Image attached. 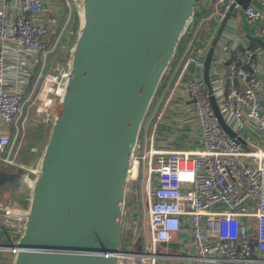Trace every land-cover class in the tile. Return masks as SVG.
<instances>
[{
  "label": "built area",
  "instance_id": "2783aa9c",
  "mask_svg": "<svg viewBox=\"0 0 264 264\" xmlns=\"http://www.w3.org/2000/svg\"><path fill=\"white\" fill-rule=\"evenodd\" d=\"M258 1L247 4L244 14L261 23L264 36V0ZM234 2L212 0L202 12L164 94L158 88L143 120L130 181L147 210V228L143 223L135 238L126 239L120 264L135 258L148 264H264V148L251 149L245 142V149L229 136L211 108L201 76L185 77L189 66L202 71L208 45ZM55 22L44 0H0V162L24 168L20 191L27 189V201L38 165L26 166L17 159L26 121L39 113L53 120L69 76V65L47 69V24ZM246 54L251 60L247 66L235 68L236 61L228 62L221 78L212 82L213 91L238 134L248 122L264 136L261 48H248ZM181 85L192 102L198 146L161 149L157 131ZM130 210L135 213L133 206ZM23 224L16 228L21 231ZM172 241L175 250L169 247ZM159 245L167 248L159 251Z\"/></svg>",
  "mask_w": 264,
  "mask_h": 264
},
{
  "label": "water",
  "instance_id": "95a60500",
  "mask_svg": "<svg viewBox=\"0 0 264 264\" xmlns=\"http://www.w3.org/2000/svg\"><path fill=\"white\" fill-rule=\"evenodd\" d=\"M80 22L62 105L38 167L28 207L2 209L24 218L13 264H120L130 170L143 120L198 0H75ZM212 0H205L203 11ZM252 0H235L204 56L203 90L224 131L211 67L230 16ZM263 50L264 39L247 36ZM235 62V68L241 65ZM14 174L0 170V184ZM129 239V238H126ZM140 249V246L137 247Z\"/></svg>",
  "mask_w": 264,
  "mask_h": 264
},
{
  "label": "crops",
  "instance_id": "0c3cea01",
  "mask_svg": "<svg viewBox=\"0 0 264 264\" xmlns=\"http://www.w3.org/2000/svg\"><path fill=\"white\" fill-rule=\"evenodd\" d=\"M44 2L48 9V15L56 18L55 23L47 24L48 33L53 26L57 27L63 22L67 24V28H69L71 39L75 40L80 22L77 2L75 0H44ZM204 3L205 0H200L197 5L200 12H204ZM250 3L258 5L259 1L252 0ZM9 10L14 12L16 8L15 6L10 5ZM72 13L74 16H72ZM205 32L206 31L204 30L202 34H205ZM248 35L259 36L264 39V36H261V23L259 21H250L245 16L244 9H240L237 14L230 16L228 28L223 32V36L216 48L210 72L212 82H216L221 78L225 71L226 59L230 58L231 54L235 55L234 61L241 60V64L249 63L251 61L246 54V50L251 48L250 45H253L254 43L256 44L255 48L260 46L255 41L249 39L247 37ZM261 58L264 64V53L262 48ZM195 74L200 75L202 78V71L193 66H189L185 77ZM167 80L168 77L166 81L164 80L160 84L158 90L159 95L164 94L168 82ZM262 80V95L264 97V70ZM185 94V87L184 85H181L177 90L176 96L171 100L165 118L158 128L157 146L161 149L195 148L198 146L199 131L193 117L192 102ZM241 136L251 149L257 147L264 148V136H262L251 123H246L245 128L241 132ZM0 228L8 230V227L5 225H0ZM9 231H12L16 235V238L21 233L19 232V234H17V229L13 228L9 229ZM15 237L10 235L9 243L16 240ZM13 259L14 253L8 246L0 247V264H13Z\"/></svg>",
  "mask_w": 264,
  "mask_h": 264
},
{
  "label": "rangeland",
  "instance_id": "374dc122",
  "mask_svg": "<svg viewBox=\"0 0 264 264\" xmlns=\"http://www.w3.org/2000/svg\"><path fill=\"white\" fill-rule=\"evenodd\" d=\"M48 34L50 49L46 54L47 69L67 67L70 63L71 44H73L74 41L71 39L67 24L62 22L57 27L53 26ZM50 129L51 119H47L46 113L33 114L31 118H28L17 158L19 163L26 166H37L39 164ZM29 151L33 153L30 154ZM1 164L2 162H0V165ZM13 170V172H16V177L12 182L4 183L2 186L0 185V210L6 208L25 210L28 207L27 189L22 192L20 191L22 186V174H24L25 170L17 166ZM132 206L135 208V213L131 214L130 207ZM143 206L136 183L129 181L125 205L126 212L123 219V239L126 236L135 238L136 234H139L141 231L143 223L147 228V210ZM23 220V218L18 219V217L13 215L8 216L0 211V222H5V224L3 222L1 224L8 227V230L0 228V243H9L10 235L13 237L16 236L12 231H9V229H17L18 227L16 228V224L23 223ZM19 232H21L20 229H17V234H19ZM14 241L15 240H13V242ZM176 245L177 244L173 241L169 243V247L171 249L174 248V250L176 249ZM166 248L167 247L164 245L158 246L159 251H165ZM124 264H148V261L142 263L138 258L132 261L131 259H125Z\"/></svg>",
  "mask_w": 264,
  "mask_h": 264
},
{
  "label": "trees",
  "instance_id": "16d2710c",
  "mask_svg": "<svg viewBox=\"0 0 264 264\" xmlns=\"http://www.w3.org/2000/svg\"><path fill=\"white\" fill-rule=\"evenodd\" d=\"M199 1H200V0H198L197 3H199ZM203 13H204V12H203ZM203 13L200 12V10H198V9L196 10V12H195V14H194V17H193V20H192V22L190 23V25H189L188 29L186 30V32L183 34V38H182L181 44H180V46H179V49H178L177 53L175 54V56H174L172 62L170 63V66H169L168 70L166 71V73H165V75H164V78H163L162 82H163L164 80L166 81L167 77L170 76L171 71H172V68H173V66H174V63H175L176 60L179 58V56H180L182 50L184 49L185 44H186L187 41L189 40L190 35L192 34L194 28L196 27V24H197V22H198V20H199V18H200V15L203 14ZM72 16H74L73 13H72ZM72 16H71V17H72ZM71 19H72V18H71ZM204 28H205V26H204L202 29H204ZM250 47H251V48H255V47H256V44L254 43L253 45H250ZM233 60H235V55H234V54H231L229 60H228L227 62H225V63L227 64L228 62L233 61ZM243 65H244V66H247V64H243ZM162 82H161V83H162ZM29 153L32 154L33 152L29 151ZM15 167H16V166L9 165V164H4V163H2V164L0 165V169H1L2 171L6 172V173H16V172H13V171H14L13 169H14ZM10 182H12V180H7V181H5L4 183H10ZM4 183H1L0 185L2 186ZM3 216H4V214H3ZM3 219H4V218H3ZM2 222H3V221L0 222V225H2V224H1ZM3 223L5 224V222H3ZM125 241H126V238L123 239V243H124Z\"/></svg>",
  "mask_w": 264,
  "mask_h": 264
},
{
  "label": "bare ground",
  "instance_id": "6f19581e",
  "mask_svg": "<svg viewBox=\"0 0 264 264\" xmlns=\"http://www.w3.org/2000/svg\"><path fill=\"white\" fill-rule=\"evenodd\" d=\"M134 171H135V167H131L130 172L133 173ZM15 215H17V214H15ZM17 216H19V215H17Z\"/></svg>",
  "mask_w": 264,
  "mask_h": 264
},
{
  "label": "flooded vegetation",
  "instance_id": "af4514ba",
  "mask_svg": "<svg viewBox=\"0 0 264 264\" xmlns=\"http://www.w3.org/2000/svg\"><path fill=\"white\" fill-rule=\"evenodd\" d=\"M12 174H14V177H13V179L16 177V173H12ZM13 179H11V180H13ZM7 181V180H6ZM5 182V181H4ZM3 182V183H4ZM125 238H128L127 236L125 237ZM124 244V243H123Z\"/></svg>",
  "mask_w": 264,
  "mask_h": 264
}]
</instances>
